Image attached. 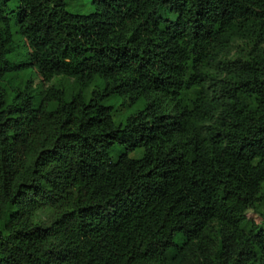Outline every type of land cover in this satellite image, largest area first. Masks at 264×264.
Returning <instances> with one entry per match:
<instances>
[{
  "label": "trees",
  "instance_id": "1",
  "mask_svg": "<svg viewBox=\"0 0 264 264\" xmlns=\"http://www.w3.org/2000/svg\"><path fill=\"white\" fill-rule=\"evenodd\" d=\"M0 264H264V0H0Z\"/></svg>",
  "mask_w": 264,
  "mask_h": 264
},
{
  "label": "rangeland",
  "instance_id": "2",
  "mask_svg": "<svg viewBox=\"0 0 264 264\" xmlns=\"http://www.w3.org/2000/svg\"><path fill=\"white\" fill-rule=\"evenodd\" d=\"M55 81H59V78H57V79H55L54 80V82ZM50 83H46V84H44L42 87L41 86H38L37 85V89L38 90H42V89H44L46 86H48ZM130 155H138V153H136V154H130ZM247 218L249 219V220H253L254 222H258V221H260V217L256 214V213H254L253 211H251V210H249L248 212H247Z\"/></svg>",
  "mask_w": 264,
  "mask_h": 264
}]
</instances>
